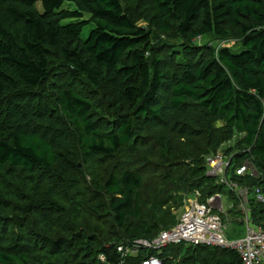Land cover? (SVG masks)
Returning <instances> with one entry per match:
<instances>
[{
    "label": "trees",
    "instance_id": "trees-1",
    "mask_svg": "<svg viewBox=\"0 0 264 264\" xmlns=\"http://www.w3.org/2000/svg\"><path fill=\"white\" fill-rule=\"evenodd\" d=\"M235 136L258 177L238 181L264 194V0H0V264H140L156 253L116 247L175 225L195 192L242 224L206 176ZM158 257L241 264L185 243Z\"/></svg>",
    "mask_w": 264,
    "mask_h": 264
},
{
    "label": "built area",
    "instance_id": "built-area-1",
    "mask_svg": "<svg viewBox=\"0 0 264 264\" xmlns=\"http://www.w3.org/2000/svg\"><path fill=\"white\" fill-rule=\"evenodd\" d=\"M237 152L215 153L206 157V176L213 178L217 184L224 186L237 199V209L242 218L238 220L244 224V235L235 236L229 240L225 235L226 214L234 206L228 203L224 209L223 195L216 194L209 197L205 203H200L199 194L185 198V205L176 224L169 229L159 232L154 238L137 239L116 247L122 259L136 256L140 249L153 251L152 255L140 261V264H162L158 255L161 250L170 245L185 243L192 246H215L228 248L238 253L241 264H262L264 262V230L251 222L249 200L264 203V194L259 187H249L238 180L250 177L256 178L257 172L251 159L245 158L240 164H235ZM218 196L219 200L216 199ZM226 198V197H225ZM104 261V256H99ZM121 264L122 261H121Z\"/></svg>",
    "mask_w": 264,
    "mask_h": 264
},
{
    "label": "rangeland",
    "instance_id": "rangeland-1",
    "mask_svg": "<svg viewBox=\"0 0 264 264\" xmlns=\"http://www.w3.org/2000/svg\"><path fill=\"white\" fill-rule=\"evenodd\" d=\"M138 26L145 28L146 24L144 21H140L138 23ZM89 29L85 28L84 29V33L83 36L86 37L88 34ZM210 43H212V47L217 49L218 46H232L233 44H237L235 43V40L232 39H228L225 42H219L216 40H210V39H205L202 41V44H208L210 45ZM243 51V48L241 47L240 44H237L234 46V50L233 53L234 54H239ZM220 125V124H218ZM238 138H240V136H235L231 141L224 143L222 145H220L217 150L216 153H222L224 155H227L228 153H234V152H238V150H233V147L235 146V144L237 143ZM215 154V153H214ZM258 177L254 178L257 179ZM89 179V178H87ZM222 203L224 206V209L226 210V208H228V201L227 199L223 196L222 197ZM185 205V199L183 200V205L181 206V208L179 210L173 211V214L178 217L181 213V211L183 210V206ZM228 219V221H227ZM226 228H225V235L226 237H228L229 240H232L233 238H235L236 235H238V237H241L242 235H244V224H237L233 222V219L231 216H227L226 218ZM233 222V223H232ZM264 264V263H262Z\"/></svg>",
    "mask_w": 264,
    "mask_h": 264
},
{
    "label": "water",
    "instance_id": "water-1",
    "mask_svg": "<svg viewBox=\"0 0 264 264\" xmlns=\"http://www.w3.org/2000/svg\"><path fill=\"white\" fill-rule=\"evenodd\" d=\"M216 199L219 200L218 196H216Z\"/></svg>",
    "mask_w": 264,
    "mask_h": 264
},
{
    "label": "crops",
    "instance_id": "crops-1",
    "mask_svg": "<svg viewBox=\"0 0 264 264\" xmlns=\"http://www.w3.org/2000/svg\"><path fill=\"white\" fill-rule=\"evenodd\" d=\"M187 198V197H186ZM188 245V244H187Z\"/></svg>",
    "mask_w": 264,
    "mask_h": 264
}]
</instances>
